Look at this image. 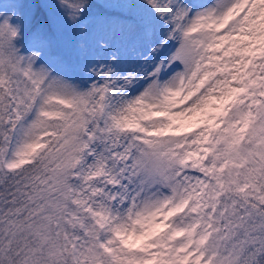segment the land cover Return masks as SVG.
Listing matches in <instances>:
<instances>
[{"label":"snow or ice","instance_id":"obj_1","mask_svg":"<svg viewBox=\"0 0 264 264\" xmlns=\"http://www.w3.org/2000/svg\"><path fill=\"white\" fill-rule=\"evenodd\" d=\"M0 264H264V0H0Z\"/></svg>","mask_w":264,"mask_h":264}]
</instances>
